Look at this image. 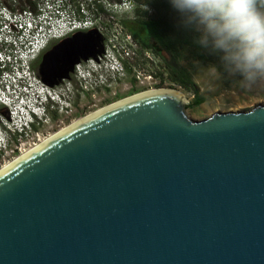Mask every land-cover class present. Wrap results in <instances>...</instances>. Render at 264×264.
Returning <instances> with one entry per match:
<instances>
[{"label": "water", "instance_id": "water-1", "mask_svg": "<svg viewBox=\"0 0 264 264\" xmlns=\"http://www.w3.org/2000/svg\"><path fill=\"white\" fill-rule=\"evenodd\" d=\"M99 40L56 44L41 81L68 80ZM185 104L127 100L2 170L0 264H264V106L196 122Z\"/></svg>", "mask_w": 264, "mask_h": 264}, {"label": "rangeland", "instance_id": "rangeland-1", "mask_svg": "<svg viewBox=\"0 0 264 264\" xmlns=\"http://www.w3.org/2000/svg\"><path fill=\"white\" fill-rule=\"evenodd\" d=\"M79 1L86 8L85 0ZM118 1L107 0L110 6L107 3H103L105 1L100 2V4L93 3L90 5L92 15L95 16L92 19L93 25L96 26L98 32L104 38L103 42L96 44V41H93L91 45L96 44L93 46L95 50H98V46L102 45L104 51L102 54L96 53L94 58L79 64L77 73L88 72L98 65L103 66L104 56L110 54L113 45L120 51L122 49V52L124 50L127 51L123 55L124 62L120 61L123 71L120 73H103L102 83L87 80L82 84L81 88L80 84L76 82L74 75H71V79L65 80L60 85V88L73 90L71 95L72 104L65 112L50 114L51 116H49L46 123L42 124L44 127H39L35 131L41 137L48 138L90 113L152 90H171L182 93L186 99V104L184 105L186 116L196 122L204 120L217 112H248L258 105L264 106V90L244 91L230 86L227 82L223 85L214 82L209 74L201 70L197 61L202 65H206L214 62L215 58L205 54V60L200 61L196 59L190 48H186L181 50L179 63L190 73L203 100L200 105L194 106L193 96L169 81L167 69L160 59L150 53V51L141 49L139 44L132 38L129 41L125 39L128 33L119 22L123 19H131L135 12L130 14V11L127 14L124 13V10H118L116 7L114 9L112 6ZM258 3L264 5V0H258ZM73 5L76 6L77 3ZM98 6H100L102 12ZM134 10L136 11V4L133 8ZM160 10L162 11L161 14H164L165 11L163 10H165V7H160ZM151 14L154 13L152 12ZM174 16L173 14L170 15L171 18H174ZM145 52L148 54L146 55ZM1 120L4 122L8 121L6 109L0 108ZM32 137H34V134H30L28 141L24 138H18L16 141L11 139L6 150L0 153V167L20 156L19 151L14 150V153L11 152L15 146L21 152L28 150Z\"/></svg>", "mask_w": 264, "mask_h": 264}, {"label": "clouds", "instance_id": "clouds-1", "mask_svg": "<svg viewBox=\"0 0 264 264\" xmlns=\"http://www.w3.org/2000/svg\"><path fill=\"white\" fill-rule=\"evenodd\" d=\"M96 0H85L81 21L92 19L90 5ZM178 16L179 26L192 34V43L214 62L202 65V71L214 82L244 91L264 90V5L258 0H168ZM103 66L90 69L87 76L76 78L84 84L87 80L102 83L103 73H120L124 62L122 49L113 45L109 55L104 56ZM47 86V85H46ZM44 90V99L27 113L17 111L11 116L7 108L8 121H0V153L8 147L9 141L33 134L35 128L46 123L51 113L65 112L71 102L73 90L53 88Z\"/></svg>", "mask_w": 264, "mask_h": 264}, {"label": "built area", "instance_id": "built-area-1", "mask_svg": "<svg viewBox=\"0 0 264 264\" xmlns=\"http://www.w3.org/2000/svg\"><path fill=\"white\" fill-rule=\"evenodd\" d=\"M102 1L107 3H94ZM112 7L132 14L135 3L119 0ZM143 9L151 15L150 8ZM81 14L84 7L79 0H0V108H7L14 116L18 110L27 113L44 99L41 93L49 88L39 75L41 58L62 40L94 26L89 19L81 21ZM125 39L129 41L131 36L128 34ZM126 53L124 50L123 55ZM78 65L70 76L86 77V72L77 73ZM33 134L29 149L45 139L38 132ZM24 137L28 141L30 134L25 133ZM16 149L20 154L29 150Z\"/></svg>", "mask_w": 264, "mask_h": 264}, {"label": "trees", "instance_id": "trees-1", "mask_svg": "<svg viewBox=\"0 0 264 264\" xmlns=\"http://www.w3.org/2000/svg\"><path fill=\"white\" fill-rule=\"evenodd\" d=\"M136 11L131 19L119 23L141 49L150 51L160 59L167 69L169 81L193 96V105L202 103V97L188 70L179 63L181 50L190 48L196 59L205 60V53L192 43V34L182 29L177 13L168 0H132ZM164 6V14L160 7ZM99 10L102 12V9ZM144 7L154 13L149 15ZM175 15L171 18L170 15Z\"/></svg>", "mask_w": 264, "mask_h": 264}, {"label": "bare ground", "instance_id": "bare-ground-1", "mask_svg": "<svg viewBox=\"0 0 264 264\" xmlns=\"http://www.w3.org/2000/svg\"><path fill=\"white\" fill-rule=\"evenodd\" d=\"M164 91H167V92H173V93H174V91H171V90H170V91H169V90H152V91H149V92L141 93V94H139V95H136V96L131 97V98H129V99H126V100H124V101L118 102V103H116V104H114V105H111V106H109V107H105V108L102 109V110H98V111H96V112L90 113V114L87 115L86 117H83V118H81V119H79V120L73 122V123H72L71 125H69L68 127L63 128V129L60 130L58 133H55L54 135H52V136H50V137H48V138L43 139L42 141H40L39 144L35 145L34 147H32L31 149H29L28 151L21 153L20 156H18L17 158L13 159L12 161H10V162H8V163H5L2 167H0V172H1L2 170H4L5 168H7V167H8L9 165H11L12 163H14L15 161H17L18 159H20L21 157H23L24 155H26L27 153H29L30 151L34 150L35 148L39 147V146L42 145L43 143H45V142H47L48 140L52 139L53 137L57 136L58 134H60L61 132L65 131V130L68 129L69 127H71V126H73V125H75V124H77V123H79V122H81V121H83V120H85V119H87V118H89V117H91V116H93V115H95V114H97V113L103 111V110H106V109H108V108H110V107H113V106H115V105H118V104H120V103H123V102H125V101H127V100H130V99H133V98H136V97H139V96L145 95V94L155 93V92H164Z\"/></svg>", "mask_w": 264, "mask_h": 264}, {"label": "flooded vegetation", "instance_id": "flooded-vegetation-1", "mask_svg": "<svg viewBox=\"0 0 264 264\" xmlns=\"http://www.w3.org/2000/svg\"><path fill=\"white\" fill-rule=\"evenodd\" d=\"M93 29L96 30V31H98L97 28H96V26H93L90 30H93ZM90 30H87V31L85 30L84 32H88V31H90ZM98 38L100 39V40H99V43H101V42L104 41L103 36H102L99 32H98ZM100 47H101L102 51H104L103 46L101 45ZM98 51H99V48H98V50H95V48H93V49L91 50V52H92L91 54H96ZM80 63H82V61H81ZM80 63H79V64H80ZM69 79H71V76H70ZM69 79H68V80H69ZM64 82H65V80H63L62 82H60L58 85L54 86L53 88H60V85H61L62 83H64ZM64 89H65V88H64ZM39 127H44V125L41 124V125H39L38 127H36L35 129H37V128H39ZM35 131H36V130H35ZM16 148H17V147L15 146L13 150L17 151Z\"/></svg>", "mask_w": 264, "mask_h": 264}]
</instances>
